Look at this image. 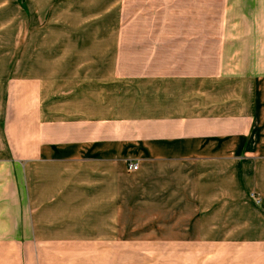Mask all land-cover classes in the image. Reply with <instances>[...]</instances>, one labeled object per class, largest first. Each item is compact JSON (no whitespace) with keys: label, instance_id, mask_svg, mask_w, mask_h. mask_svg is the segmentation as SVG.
Masks as SVG:
<instances>
[{"label":"crops","instance_id":"1","mask_svg":"<svg viewBox=\"0 0 264 264\" xmlns=\"http://www.w3.org/2000/svg\"><path fill=\"white\" fill-rule=\"evenodd\" d=\"M152 1L123 50L0 0V264H264V0Z\"/></svg>","mask_w":264,"mask_h":264},{"label":"rangeland","instance_id":"2","mask_svg":"<svg viewBox=\"0 0 264 264\" xmlns=\"http://www.w3.org/2000/svg\"><path fill=\"white\" fill-rule=\"evenodd\" d=\"M142 4L143 0H54L53 5L49 3L48 8H45L44 14L49 16L54 15L56 19L59 18L60 20L62 18H69L71 20V23H74V21L72 20L76 17H104L103 24L90 25L86 23L85 25H81V27L83 28H90V30L84 32V34L86 35H84L83 38L88 40L90 38L88 33H101L105 41V49L111 47H114L116 49V41H118L119 34L120 39L117 42L118 49L126 50L136 48V44L140 43L144 45H153L155 43L154 41H149V39L142 37L147 33L157 34L160 32H169V25L160 26L155 22H151L152 24L150 25H142L141 20L136 21V23H133V21L130 22V20L128 19L129 17H131V19L133 20L139 17H148L150 14L154 15L156 19L161 17V14L157 10H155L153 14V5L156 6L157 4H153L152 0H145L144 4L146 6ZM155 9H157V7ZM145 11L147 12L146 16L144 13ZM164 11L165 10H163V12ZM58 26L62 27V25ZM74 26L78 25H71V27ZM100 27L101 30H99ZM129 34L135 35V41L127 38ZM93 39L95 38L93 37ZM94 44L97 43L94 42ZM125 58L126 56L123 59ZM133 251H135V260L141 258L140 261L138 263L135 262V264H146L147 262H151L150 264H161L159 249L157 248L134 249Z\"/></svg>","mask_w":264,"mask_h":264},{"label":"built area","instance_id":"3","mask_svg":"<svg viewBox=\"0 0 264 264\" xmlns=\"http://www.w3.org/2000/svg\"><path fill=\"white\" fill-rule=\"evenodd\" d=\"M137 168H138V165L135 163H131V162H129L126 166V169L128 172H135Z\"/></svg>","mask_w":264,"mask_h":264}]
</instances>
